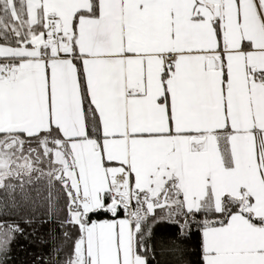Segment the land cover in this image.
Wrapping results in <instances>:
<instances>
[{
    "label": "snow or ice",
    "instance_id": "snow-or-ice-1",
    "mask_svg": "<svg viewBox=\"0 0 264 264\" xmlns=\"http://www.w3.org/2000/svg\"><path fill=\"white\" fill-rule=\"evenodd\" d=\"M0 39V189L62 190L55 264H150L157 223L264 264V0H0Z\"/></svg>",
    "mask_w": 264,
    "mask_h": 264
},
{
    "label": "trees",
    "instance_id": "trees-1",
    "mask_svg": "<svg viewBox=\"0 0 264 264\" xmlns=\"http://www.w3.org/2000/svg\"><path fill=\"white\" fill-rule=\"evenodd\" d=\"M2 43L4 41L0 39V44ZM26 192L30 199H23L19 189L14 194L0 189V220L18 223L25 229V234L19 236L12 245L8 264H45V260L48 264H55L50 255L53 246L59 244L63 248L61 258L70 255L72 243L78 238L79 230L67 229L70 239H63L65 229L60 227V222L66 216V198L62 190L53 209L49 208L47 185L44 181L34 183L31 187L26 186ZM29 217L34 221L31 225L25 223ZM111 218H113L111 214L92 217L93 220ZM177 231L178 229L171 223H157L153 226L152 236L147 243L150 264H202L199 230L193 228L190 238L184 241L183 251L179 256L169 243Z\"/></svg>",
    "mask_w": 264,
    "mask_h": 264
},
{
    "label": "crops",
    "instance_id": "crops-1",
    "mask_svg": "<svg viewBox=\"0 0 264 264\" xmlns=\"http://www.w3.org/2000/svg\"><path fill=\"white\" fill-rule=\"evenodd\" d=\"M112 219V218H111Z\"/></svg>",
    "mask_w": 264,
    "mask_h": 264
}]
</instances>
